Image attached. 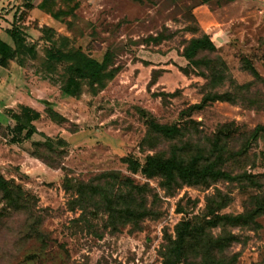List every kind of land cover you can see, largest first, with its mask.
Returning <instances> with one entry per match:
<instances>
[{
	"label": "rangeland",
	"instance_id": "rangeland-1",
	"mask_svg": "<svg viewBox=\"0 0 264 264\" xmlns=\"http://www.w3.org/2000/svg\"><path fill=\"white\" fill-rule=\"evenodd\" d=\"M14 6L16 17L24 16L18 25L27 41H38L44 21L19 8L21 0L9 9ZM53 9L70 12L47 24L68 38L65 49L96 58L110 50L114 76L96 93L84 87L77 97L66 96L59 87L63 63L46 77L28 62L21 80L0 83V172L34 196L30 212L39 215L43 234L29 232L28 211L8 208L0 198V264H162L166 237L174 238L179 222L202 223L222 198L226 204L215 211L219 215L252 207V197L264 194V141L252 135L264 125V0H55ZM202 33L215 50L199 51L196 63H189L183 49ZM214 93L229 98L193 108ZM25 104L41 115L33 122L36 132L19 146L10 145L7 120L12 124L11 116ZM47 106L66 120L52 121ZM151 123L177 126L179 133L163 137ZM218 140L226 153L245 146L223 168L246 173L254 182L209 180L167 191L158 177L132 173L122 162L130 156L143 163L148 155L172 151L206 155ZM36 141L43 145L34 146ZM23 151L40 153L49 166ZM107 170L144 185L146 206L158 216L112 230L103 209L72 206L76 193L65 189L64 177L76 184ZM256 220L257 229L206 228L214 237H237L215 252L216 259L235 255L234 264H264V213Z\"/></svg>",
	"mask_w": 264,
	"mask_h": 264
},
{
	"label": "trees",
	"instance_id": "trees-1",
	"mask_svg": "<svg viewBox=\"0 0 264 264\" xmlns=\"http://www.w3.org/2000/svg\"><path fill=\"white\" fill-rule=\"evenodd\" d=\"M32 1L21 0V6L30 9ZM208 1L211 0H202V3ZM45 4L53 5V0H42L39 7L43 8ZM69 14V11L59 9L52 16L57 19L59 15ZM16 16L14 14V22L6 29L11 44L0 38V66L7 68L10 61L13 60L20 66L32 62L37 65L36 71L47 77L53 75L57 66L63 63L64 79L59 86L60 91L66 96L73 97H77L84 87L91 93H96L97 88L103 87L105 81L114 76V69H109L113 57L110 50H106L100 58H96L79 48L65 49L68 38L58 34L54 28L47 25L38 28L40 32L38 41H42V46L38 41L29 42L22 27L15 23L16 19L23 18V15L21 13L18 17ZM203 50H215L213 41L206 33L190 38L183 49L182 56L189 63L195 64V55ZM251 70L254 75H258L254 68ZM228 98V94H206L200 103L193 105V108H201L208 101L228 100ZM44 111L54 122L61 123L66 120L48 106ZM11 117L15 121V125L8 131L9 141L19 143L29 139L36 132L32 122L40 118V113L29 106L19 105V112ZM149 126L151 130L166 138H174L179 133V128L173 125L151 123ZM252 135L264 141V125H257L253 129ZM32 144L36 147L43 145L40 141ZM244 150L245 146L233 153H226L218 140L211 142L206 155L202 152L185 157L172 151L168 156L148 155L143 163L130 156L122 157V162L132 173L140 172L145 178L158 177L160 186L167 191L179 188L184 184L191 185L209 180L222 179L233 182L247 179L254 182L246 173L232 174L223 168L226 161L242 155ZM30 155L49 166L40 153L32 151ZM64 178L66 180L65 189L73 188L76 193V198L71 202L72 206L79 205L80 210L103 209L107 213V224L112 230H117L119 226L129 223L137 227L144 218L158 216L154 210L146 206L143 197L146 191L145 186L135 184L130 177L122 176L118 171H103L87 182L76 184H71L69 177ZM0 198L8 208L15 211H28L29 216L33 219L28 225L29 232L35 234L34 236H43L38 229L39 215L30 212L32 211V201H35L34 196L29 195L20 183H16L13 178L4 177L1 172ZM94 198H98L99 201H94ZM225 204V199L217 200L216 207L207 212L206 216L210 217L205 218L202 223L192 224L190 220L179 222L176 225L174 238L166 237L164 251L161 253L162 264H234L236 262L235 255L230 259L224 260L222 256L219 257L220 259H216L215 252L221 253L237 237L232 233L214 237L206 231V228L215 226L259 228L260 224L256 219L264 213V194L253 196L252 207L241 213L234 215L215 213ZM89 214L93 215L92 211H89Z\"/></svg>",
	"mask_w": 264,
	"mask_h": 264
},
{
	"label": "crops",
	"instance_id": "crops-1",
	"mask_svg": "<svg viewBox=\"0 0 264 264\" xmlns=\"http://www.w3.org/2000/svg\"><path fill=\"white\" fill-rule=\"evenodd\" d=\"M18 1L19 0H0V38L3 41H5V42H7L9 44H11V39H8V34L6 33V29L9 28L12 25V23L14 22V14H16L18 12V10H16L17 9L16 6H14L12 9L11 8L9 9V7H12L13 5H17L18 4ZM41 2H42V0H33L32 1V8L25 9L22 6H19V8L28 11L30 13V15L32 14L33 16H36V17L41 18L44 21V24L45 25H47L49 21H59L60 20V17L62 15H59V17L57 19L52 16L53 13H56V11L59 10V9H53V5L55 4V0H53V5L45 4L43 6V8H40L39 7V5H40ZM8 4H10V5L7 8L6 6ZM2 8H5V9L1 10ZM20 20H23V18H21ZM15 23L17 25L19 24L18 19H16V22ZM22 24L24 25L26 23L23 21ZM41 26H43V25H40L39 27H41ZM47 26L51 27L50 25H47ZM32 42H34V41H32ZM25 66L18 65V63H16V61H14V60L13 61H10L9 66L7 68H4V67L0 66V83H6L8 81V79H11L12 77H16L17 79L21 80V78H22L21 77V74L24 71ZM26 106H29L30 108L38 111V109H35V107H31L30 105H26ZM53 110L56 111L55 109H53ZM1 120H0V126L3 125V123L1 122ZM10 120L13 123L10 124V122L7 120L8 125H6V128L9 129L8 131H10V129L15 125V121L12 119V117L10 118ZM33 122H32V124H34ZM8 137H10V135H8ZM27 140H31V137L29 139H27ZM23 141H26V140H23ZM22 142H19V143H11L9 141L8 143L10 145L19 146V145H21ZM21 154L24 155V156H26L27 158L32 159V160H38L37 158H35V157L27 154L24 151L21 152ZM20 170H22V169H20Z\"/></svg>",
	"mask_w": 264,
	"mask_h": 264
}]
</instances>
